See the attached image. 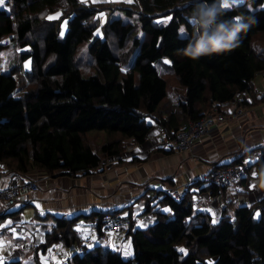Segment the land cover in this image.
<instances>
[{"label": "trees", "instance_id": "obj_1", "mask_svg": "<svg viewBox=\"0 0 264 264\" xmlns=\"http://www.w3.org/2000/svg\"><path fill=\"white\" fill-rule=\"evenodd\" d=\"M132 1L101 5L122 9L125 16L107 17L99 24L101 37L93 34L94 9L78 0H5L7 8L0 7V36L8 34L13 44L25 47L14 63L0 64V165L8 175L32 170L90 174L100 167L102 157L114 156L128 142L142 143L153 127L173 138L188 120L214 110L226 112L219 101L228 102L231 110L264 101V94L256 98L251 85V78L264 72V8L256 6L261 0H250L251 8L244 3L222 8L218 0H205L220 9V20L242 17L249 27L234 49L198 59L177 50L191 39L188 17L201 0ZM134 27L139 35L127 43ZM180 27L183 35L178 34ZM124 47L133 49L131 58L123 54ZM24 59L29 60L28 69L22 68ZM85 61L93 72L82 76ZM157 61L171 72L170 79L159 74ZM172 80L181 90L173 86L169 97L166 85ZM262 157L252 164L264 186ZM218 165L225 164L211 166ZM201 182L198 192L217 194L205 178L193 183ZM186 189L178 199L158 189L155 207L156 202L144 200L140 213L154 215L144 227L132 228L133 216L126 211L128 255L94 243L73 252L65 264H264V197L230 213L220 210L213 222L206 211L192 210ZM254 207H260L257 217ZM123 208L90 210L83 216L98 228L104 212ZM76 216H54L42 235L41 250L57 241L79 243ZM2 264L22 263L10 259Z\"/></svg>", "mask_w": 264, "mask_h": 264}, {"label": "crops", "instance_id": "obj_2", "mask_svg": "<svg viewBox=\"0 0 264 264\" xmlns=\"http://www.w3.org/2000/svg\"><path fill=\"white\" fill-rule=\"evenodd\" d=\"M253 81L251 85L257 98L264 94V72L256 73ZM240 95L250 101L246 93L241 92ZM239 109L233 117L216 122L206 135L196 139L188 151H177L175 154L160 152L146 158L144 154L139 156L143 141L137 145L132 144L124 150V157L127 160L121 163L123 155L118 152L117 156L114 155L120 159L116 161L117 163L99 167L90 174L79 176L47 174L41 170L24 173L22 176L33 180L38 190L28 192L29 201L25 204L15 203L7 208L0 203V245H2L0 261L17 259L24 264H65L66 259L76 251L77 244L65 245L61 241L52 242L44 247L43 251L40 246L32 247L29 244L33 234H39L40 240H43L44 230L54 216L77 215L74 228L82 235L86 232L90 233L93 229L90 219L83 216L85 213L90 210L125 207L123 208L125 212L129 210L133 216L132 228L144 227L149 220H153L154 215L150 212L144 215L140 211L144 200L156 202L159 199L161 191L159 190L158 194L155 191L174 186L182 192V184L186 176L192 177L193 180L201 178L210 165H227V162L234 157L240 156L239 162L245 167V176L218 190L217 194L212 196L210 204L204 198L206 191L198 192V188L203 183L191 184L192 187L186 190L189 199L193 201L192 209L197 210L196 205L204 202L206 207L203 211L208 214L210 211L212 214H217L218 210L230 213L236 206L259 203L264 197V186L252 163L257 160L256 156L264 144V101L241 105ZM137 156L140 159H137ZM131 157L137 160L130 161L128 158ZM8 177V173L0 165V186L7 182ZM158 203L157 201L154 207ZM129 204L128 209L126 206ZM160 209L165 211L166 206L160 204ZM259 209L260 207L253 208L254 217L258 216ZM139 215L144 216L137 221ZM4 224L19 225V230L13 232L4 230ZM125 231L126 226L116 232L106 231L103 245L116 251L123 249L128 255L130 245L126 247V239L129 243V236ZM92 244H88L85 248ZM70 248L73 252L68 251Z\"/></svg>", "mask_w": 264, "mask_h": 264}, {"label": "built area", "instance_id": "obj_3", "mask_svg": "<svg viewBox=\"0 0 264 264\" xmlns=\"http://www.w3.org/2000/svg\"><path fill=\"white\" fill-rule=\"evenodd\" d=\"M218 106L225 108L226 112L212 111L205 113L204 115L188 120L186 124L180 128L173 138H159L157 140L158 147L162 149H187L196 139L202 136L210 127L214 126L216 122L222 120L224 114H231L239 111L240 109H230L228 102L219 101ZM238 113V112H237ZM263 155L262 170L264 172V144L261 151L257 154L256 158L259 159ZM245 170L242 164L235 165H218L208 168L205 173L201 175L208 182H211L218 192L225 185L230 184L232 181L244 176ZM7 182L0 186V203L4 207H9L15 203L25 204L29 201V191L38 190L37 184L22 175H8ZM192 181V177L186 176L182 189H186L187 184ZM167 192L178 199L181 196V191L175 187H171ZM204 198L209 204L212 201V195L205 192ZM205 203L202 202L196 205V209L203 210ZM128 223L127 212H104L98 220V228H93L90 233H83L81 240L76 245V251L79 252L84 249L90 243H102L104 241V233L106 231L116 232L120 228H124ZM4 224V230H19V225L6 226ZM42 240H40L39 234H33L31 236L29 244L32 247H38ZM44 250V249H43ZM42 250V251H43ZM52 253V251H51ZM122 255H126L123 249L120 250Z\"/></svg>", "mask_w": 264, "mask_h": 264}, {"label": "rangeland", "instance_id": "obj_4", "mask_svg": "<svg viewBox=\"0 0 264 264\" xmlns=\"http://www.w3.org/2000/svg\"><path fill=\"white\" fill-rule=\"evenodd\" d=\"M78 1H80L81 3H83V4H85L86 6H91L93 9H94V13H93V15H92V18L96 21V27H95V29H94V31H93V34L94 35H97V36H99V37H101V29H100V25L99 24H101L107 17H112V16H115V15H121L122 17H125L123 14H122V12H123V10L122 9H118V8H112V9H103V7H101V5H103V3L104 2H108V3H111V4H123V5H127V4H133V1L131 0V2L130 3H128V2H125V0H85V2H82V0H78ZM224 3H227L229 6L230 5H232V4H237V3H244V5L246 6V7H248V8H251V5H250V0H218V4L222 7V8H224L223 7V4ZM257 7H260V8H264V0H261L257 5H256ZM6 8H7V6H5ZM57 16V12L56 13H53V15H51L50 17H56ZM63 20H61V22H62ZM60 22V23H61ZM61 25V24H60ZM182 27H180L179 29H178V34L179 35H183L185 32L183 31V32H181L180 31V29H181ZM62 29H63V27H62ZM136 35H139V30H138V28H133L132 30H131V32H130V37H128V40H127V43L130 41V38L132 37V36H136ZM0 42H4L5 43V45L4 46H2V47H0V64L3 66V67H6V66H8L9 64H11V63H14L15 62V60H16V58H17V52L18 51H21V50H25V47L23 46V47H18V46H16L15 44H13L12 42H11V39L9 38V35L8 34H4V35H1L0 36ZM83 47H84V45H83ZM124 53V55H125V57L126 58H128V57H130L131 58V55H132V53H133V49H131L130 47H124L123 48V50H122ZM91 58V57H90ZM163 62H165V61H167V60H165V59H163L162 60ZM166 64V63H165ZM21 65H22V68H24V69H28L29 68V60L28 59H24L23 60V62L21 63ZM84 68H81V70H80V74L82 75V76H86V75H89V74H91L93 71H92V69H91V67L88 65V62L87 61H85L84 62ZM155 66H156V68H157V70H158V72H159V74L162 76V77H164L165 79L166 78H171V72L164 66V65H162L160 62H156L155 63ZM252 82H254L253 81V77L251 78V83ZM173 86H176V87H178V90L180 89V86H178L176 83H175V81H171V82H168V84L166 85V94H167V96H169L170 97V95H172L173 94V92H174V87ZM181 90V89H180ZM179 90V91H180ZM240 107V106H239ZM239 107H236V108H234V110L235 109H237V108H239ZM212 112V111H211ZM209 113V112H208ZM234 115H236L235 113H231V114H224V116H223V118H222V120H220V121H223V120H225L227 117H233ZM219 121V122H220ZM216 124V123H215ZM213 127V126H212ZM212 127H210L203 135H206L208 132H209V130L212 128ZM159 138H167V137H164L163 135H162V133H161V131L160 130H158L157 128H152V132L150 133V134H148V136L146 137V139L144 140V142H143V144H142V146H141V148H140V150H139V152H140V155L139 156H141V155H145L146 156V158H149L150 156H152V155H154V154H160V151L158 150V144H157V140L159 139ZM196 141V140H195ZM194 141V142H195ZM193 142V143H194ZM192 143V144H193ZM191 144V145H192ZM125 146L123 147V149H121V151L119 152V154H122L123 156H122V159H121V163H122V161L123 160H127V158H125L124 157V154L125 153H123L124 152V150L125 149H127L128 147H130V146H132V144H130V142H128V143H126V144H124ZM190 145V146H191ZM190 146L187 148V149H173V151L171 152V153H173V154H175V152H179V151H188L189 150V148H190ZM164 150H166V149H164ZM169 150V149H168ZM115 156H117V154H115ZM115 156H109V157H102V159H101V161H100V167L101 168H103V167H107V166H111L112 164H114V163H117L120 159H117V157H115ZM139 156H137L136 158L137 159H140V157ZM139 157V158H138ZM117 159V160H116ZM128 159H130V158H128ZM117 161V162H116ZM236 164H242V163H240V162H238V163H236ZM235 165V164H234ZM243 165V164H242ZM244 166V165H243ZM210 167H213V166H211L210 165ZM209 167V168H210ZM215 167V166H214ZM244 170H245V167H244ZM245 174H246V171H245V173H244V176H245ZM242 177V176H241ZM196 180V179H195ZM176 182H177V180H176ZM194 180L192 179V181L191 182H189L188 184H187V187L186 188H190V186L192 187V185H195L194 183ZM192 184V185H191ZM171 187H174V186H168V187H166V190L168 189V188H171ZM204 194H205V192H204ZM131 204V203H130ZM192 210H194V209H192ZM198 210V209H197ZM121 211H123V212H125V210L124 209H122ZM134 211V210H133ZM132 211V212H133ZM198 211H203V210H198ZM254 212V211H253ZM145 215V214H144ZM144 215H139V217L136 219L137 221H139L140 219H141V216H144ZM219 215H220V210H218V213L217 214H212V212L210 211V213H209V216H210V218H211V221H215L218 217H219ZM152 220H149V222H151ZM145 225L147 224V223H144ZM126 247H128V245H129V243H128V240L126 239ZM61 246H63L64 247V245L63 244H61V243H59ZM117 247H118V245H117ZM69 252H71L72 251V249L70 248L69 250H68ZM73 252V251H72ZM2 258V257H1ZM0 258V259H1ZM23 260H26V259H23ZM22 263V262H21ZM22 264H24V263H22Z\"/></svg>", "mask_w": 264, "mask_h": 264}, {"label": "clouds", "instance_id": "obj_5", "mask_svg": "<svg viewBox=\"0 0 264 264\" xmlns=\"http://www.w3.org/2000/svg\"><path fill=\"white\" fill-rule=\"evenodd\" d=\"M220 15V9L214 3L201 0L188 17L192 26L191 39L184 49L177 50L178 53L198 59L237 47L240 34L248 29L249 24L242 17L220 20Z\"/></svg>", "mask_w": 264, "mask_h": 264}, {"label": "snow or ice", "instance_id": "obj_6", "mask_svg": "<svg viewBox=\"0 0 264 264\" xmlns=\"http://www.w3.org/2000/svg\"><path fill=\"white\" fill-rule=\"evenodd\" d=\"M82 2H85V0H82ZM125 2H128V3H130L131 2V0H125ZM3 6H5V0H0V7H3ZM223 7L224 8H228L229 7V5L227 4V3H224L223 4ZM49 19H52V17H49ZM180 31L181 32H183L184 31V29L183 28H181L180 29ZM166 63L168 62V61H165ZM245 163H250V161H245ZM253 175H255V173L253 174ZM0 246H2V245H0ZM180 251H184L183 249H181ZM0 264H2V261H0Z\"/></svg>", "mask_w": 264, "mask_h": 264}]
</instances>
